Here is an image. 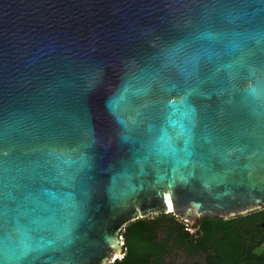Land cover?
<instances>
[{"label": "water", "instance_id": "1", "mask_svg": "<svg viewBox=\"0 0 264 264\" xmlns=\"http://www.w3.org/2000/svg\"><path fill=\"white\" fill-rule=\"evenodd\" d=\"M250 83L264 0H0V264H109L134 220L264 208Z\"/></svg>", "mask_w": 264, "mask_h": 264}, {"label": "trees", "instance_id": "2", "mask_svg": "<svg viewBox=\"0 0 264 264\" xmlns=\"http://www.w3.org/2000/svg\"><path fill=\"white\" fill-rule=\"evenodd\" d=\"M178 220L172 214H156L128 223L120 232V236L126 243V254L111 264H160L162 260L160 252L166 254L178 246L187 249L188 246L184 239L176 240L174 245L169 244L170 241H174V234L183 233L181 226L177 228ZM216 222L229 225L223 236L226 243L225 248L229 251L227 255L229 259L233 256L235 258L236 252L240 248L244 249L246 247L244 244L250 243L256 232L259 234V244L264 239V208L228 220L216 219ZM236 226L239 227L238 230ZM203 232L207 238H211L217 230L207 226ZM183 234L185 235L181 238L186 236V233ZM160 236H163L162 243L158 245L156 238ZM258 264H264V253L261 251Z\"/></svg>", "mask_w": 264, "mask_h": 264}, {"label": "flooded vegetation", "instance_id": "3", "mask_svg": "<svg viewBox=\"0 0 264 264\" xmlns=\"http://www.w3.org/2000/svg\"><path fill=\"white\" fill-rule=\"evenodd\" d=\"M231 219V218H230ZM208 220V221H207ZM228 220V219H222ZM176 222L177 228L181 226L182 232L185 234H174V241H170V245H174L176 240L184 239L188 248H180L181 246L174 247L168 253H161L162 260L160 264H258L260 251L264 253V239L262 243L259 244V234L256 232L252 236L250 243H245L244 249L240 248L236 252L235 258H228L227 255L229 251L226 250V243L223 238L224 232L229 225L224 222H216L214 218H207L199 221L194 228H190L187 223L181 219ZM207 226L216 229L217 233L212 235L211 238H207L203 229ZM237 227V226H236ZM239 227H237L238 230ZM121 241L123 242V253L121 259L126 254V243L122 236ZM180 237V238H178ZM163 236L156 238L157 244H161ZM243 243L241 244V246ZM114 259L109 264L113 263ZM152 261V259H150Z\"/></svg>", "mask_w": 264, "mask_h": 264}, {"label": "clouds", "instance_id": "4", "mask_svg": "<svg viewBox=\"0 0 264 264\" xmlns=\"http://www.w3.org/2000/svg\"><path fill=\"white\" fill-rule=\"evenodd\" d=\"M99 71L103 72V69ZM248 96L253 99H261L264 97V88L258 87L253 84H248L246 88ZM127 92V88L124 86L122 82L120 85H117L112 91L111 94L105 100V108L109 111L110 114H113L114 110L119 107L121 102L125 99V93ZM119 123V121H117Z\"/></svg>", "mask_w": 264, "mask_h": 264}]
</instances>
